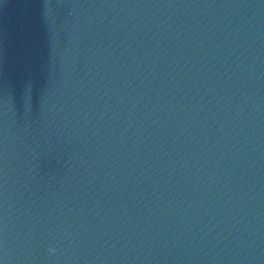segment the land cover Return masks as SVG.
<instances>
[{"label":"water","instance_id":"water-1","mask_svg":"<svg viewBox=\"0 0 264 264\" xmlns=\"http://www.w3.org/2000/svg\"><path fill=\"white\" fill-rule=\"evenodd\" d=\"M0 264H264V0H0Z\"/></svg>","mask_w":264,"mask_h":264}]
</instances>
